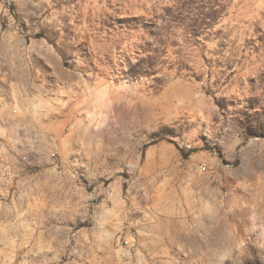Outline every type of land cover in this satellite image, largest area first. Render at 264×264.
Here are the masks:
<instances>
[{
    "label": "clouds",
    "instance_id": "1",
    "mask_svg": "<svg viewBox=\"0 0 264 264\" xmlns=\"http://www.w3.org/2000/svg\"><path fill=\"white\" fill-rule=\"evenodd\" d=\"M131 3L159 19L103 21L113 30L103 39L75 10L38 0L60 18L34 14L0 38V264H218L215 250L228 244L236 264L242 200L226 207L219 192L236 155L226 146L230 129L213 130L200 101L216 102L233 72L264 63V52L251 63L257 57L245 50L264 43V0ZM101 8L98 0L84 5ZM48 49L60 59L42 56ZM105 86L113 96H167L179 111L113 105L116 118L98 131L88 112ZM41 99L50 103L36 111ZM208 205L220 210L211 223ZM228 214L238 225L232 240L224 238Z\"/></svg>",
    "mask_w": 264,
    "mask_h": 264
},
{
    "label": "rangeland",
    "instance_id": "2",
    "mask_svg": "<svg viewBox=\"0 0 264 264\" xmlns=\"http://www.w3.org/2000/svg\"><path fill=\"white\" fill-rule=\"evenodd\" d=\"M98 2L103 5V8L95 11L84 9L88 0H54L56 9L75 10L79 20L90 25L95 23L99 28V35L103 39H108L113 35V30L103 27L101 23L103 21L113 19L114 22L119 19L135 23L136 21L159 19L156 15L150 18L146 17L143 14L144 6L133 5L131 0H98ZM37 3L38 0H0V38L5 35L12 36L16 28L21 25V21L31 22L34 19V14L43 12V17L52 22H56L60 18L58 14L50 15L52 9L44 12L43 9L36 6ZM165 11L170 14L174 13V9L167 5ZM135 14L141 15L135 16ZM128 26V24L124 25L125 31H128ZM119 27L121 26L118 25L117 28ZM245 50L249 58L256 55V61H251V63H257L260 60V53L264 52V43H257ZM42 56L60 59L59 53L54 49H48L46 53H42ZM48 62L49 66L55 69L56 65L50 59ZM232 75L236 76L233 86H226L227 81H225V84L221 85L222 97L212 103L200 101L201 111L207 117L213 130L217 124L221 123L230 129L225 137L226 146L230 153L234 152L236 155L234 171L227 173L219 187L222 205L233 207L242 200L239 207L236 208V212L243 220V237L238 245L240 252L236 264H256L253 252L261 257L262 264H264V63H261L253 72L240 75L233 72ZM228 79L231 80V76ZM82 87L89 88L87 81ZM137 102H142L147 106L167 104L170 112L173 109L179 111L167 96L150 98L141 96L136 91L113 96L105 86L95 90L92 98V110L88 112V116L98 131H103L109 126V121L116 118L117 113L114 111L113 105L118 109H131ZM48 103L50 102L46 100H37L33 107L39 111ZM189 103L191 102L189 101ZM173 127L180 131V125H173ZM208 130V125H204L202 131L206 133ZM23 134L21 132V135ZM185 135H190V130L187 127ZM202 155L197 159L202 158ZM159 158L166 160L167 152L162 149ZM101 162L107 164V160ZM206 168L207 162L205 161L201 171ZM219 213L220 210L212 205L205 208V216L209 223L217 220ZM237 231L236 216L226 215L224 238L226 240L234 239ZM232 254L233 250L230 244L215 250L218 264H231L227 258ZM2 259L0 257V260Z\"/></svg>",
    "mask_w": 264,
    "mask_h": 264
}]
</instances>
